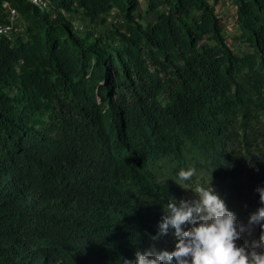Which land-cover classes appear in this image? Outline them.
I'll use <instances>...</instances> for the list:
<instances>
[{"label":"trees","instance_id":"1","mask_svg":"<svg viewBox=\"0 0 264 264\" xmlns=\"http://www.w3.org/2000/svg\"><path fill=\"white\" fill-rule=\"evenodd\" d=\"M6 2L24 30L0 39V264H124L197 176L257 172L264 0H0L1 20Z\"/></svg>","mask_w":264,"mask_h":264},{"label":"clouds","instance_id":"2","mask_svg":"<svg viewBox=\"0 0 264 264\" xmlns=\"http://www.w3.org/2000/svg\"><path fill=\"white\" fill-rule=\"evenodd\" d=\"M194 173L193 168H181L178 176L191 182ZM256 191L260 206L250 214L247 224L238 220L211 181L195 187L189 198L172 197L163 206L158 232L152 239L172 233L174 247L150 246L136 251L135 259H125L124 264H264V184ZM256 226L261 229L259 238L241 242L243 234L251 235Z\"/></svg>","mask_w":264,"mask_h":264},{"label":"rangeland","instance_id":"3","mask_svg":"<svg viewBox=\"0 0 264 264\" xmlns=\"http://www.w3.org/2000/svg\"><path fill=\"white\" fill-rule=\"evenodd\" d=\"M142 1V8H145L144 0ZM220 8L222 10L228 8L224 2H221ZM229 9V8H228ZM230 10V11H229ZM227 12H229L230 17L235 14V8L230 7ZM69 19L74 22L79 28L85 30L98 31L101 34L108 35L111 38H115V34L112 28L118 30L124 29V21L118 14L111 15L108 19L110 24L96 23L92 24L88 21L83 20L78 13L70 12L67 14ZM228 15V16H229ZM152 17L149 18L151 20ZM257 172L253 175L248 172V168H245V172L239 175L230 176L222 179H210L202 178L197 176L191 184H187L183 189V194L181 198H189L194 193L192 190L195 187L206 184L211 181L212 185L215 187L220 196L226 201L227 206L237 214L238 220L247 224L250 214L258 209L260 206L259 193L256 191L258 185L264 184V149L263 153L255 157V162ZM261 229L256 226L252 231L251 235L244 233L241 242L244 240L251 241L253 239H258ZM175 238L172 233L164 236L163 239H156L154 243L150 246L155 245L157 249H168L171 250L175 244ZM149 246V247H150Z\"/></svg>","mask_w":264,"mask_h":264},{"label":"built area","instance_id":"4","mask_svg":"<svg viewBox=\"0 0 264 264\" xmlns=\"http://www.w3.org/2000/svg\"><path fill=\"white\" fill-rule=\"evenodd\" d=\"M32 6L39 8L41 11L49 10L50 2L49 0H25ZM5 9L4 20L0 19V39L3 37H11L13 33H22L24 30V23L21 19L20 13L11 7V5L6 2L3 5Z\"/></svg>","mask_w":264,"mask_h":264}]
</instances>
